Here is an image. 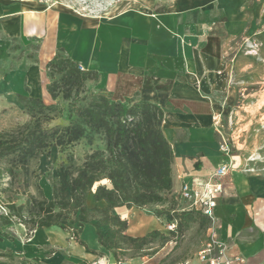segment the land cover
<instances>
[{"label": "crops", "instance_id": "1", "mask_svg": "<svg viewBox=\"0 0 264 264\" xmlns=\"http://www.w3.org/2000/svg\"><path fill=\"white\" fill-rule=\"evenodd\" d=\"M41 6L36 0H0V103H21L20 95L49 98L46 63L60 50L84 69L98 72L85 88L91 86L113 100L134 98L161 107V129L173 150V184L163 202L115 207L127 219L125 232L140 236L157 229L168 234L166 220L155 216L154 208L171 204L182 181L205 177L229 163L214 223L205 227V240L191 264H203L198 252L211 229L225 242L227 253L240 255L243 264H264V177L237 155L223 153L217 136L219 120L235 98L225 45L263 29L264 0H172L162 12L129 9L107 18ZM14 44L36 46V60L28 52L13 51ZM187 204L177 198L174 206L183 210ZM56 237L55 243H61ZM64 241L75 255L67 249L55 251L44 255L47 263L95 260L77 241ZM106 261L110 258L101 264Z\"/></svg>", "mask_w": 264, "mask_h": 264}, {"label": "trees", "instance_id": "2", "mask_svg": "<svg viewBox=\"0 0 264 264\" xmlns=\"http://www.w3.org/2000/svg\"><path fill=\"white\" fill-rule=\"evenodd\" d=\"M80 66L60 50L46 63L47 91L52 99L60 95L63 100L70 101L68 111L74 116L72 121L63 126L43 128L37 120L18 137L0 139V158L16 155V163L21 167L24 184L28 187L30 161L49 146L62 148L81 138L87 137L90 141L92 134H98L104 148L85 154L74 171H67V194H62L56 186H53L49 199L25 193L23 203L5 204L7 212H0V223L10 224L16 218L26 226L27 235L37 227L55 225L70 231L71 237L91 253L95 251L79 238L85 223L94 226L97 241L104 247L109 248V242L104 241L105 227L112 235V248L120 247L119 242H133L140 246L147 237H155L161 232L152 229L140 236L128 235L125 232L127 219L114 208L121 205L146 207L166 199L173 184V150L161 129L163 110L147 101L134 98L113 100L103 93H94L85 103L76 104L80 96L82 99L85 96L81 94L87 91L86 81L96 80L99 76L97 71ZM19 99L29 110L42 113L54 109V105L46 104L38 97L20 95ZM8 171L14 175L12 167ZM89 193L92 206L87 203ZM177 198L170 199L168 206L154 208L155 216L163 217L166 222L175 220L176 231L196 220L202 226L208 225L209 219L201 211L177 210L174 206ZM101 202L103 204H99ZM86 262L81 260L71 264Z\"/></svg>", "mask_w": 264, "mask_h": 264}, {"label": "rangeland", "instance_id": "3", "mask_svg": "<svg viewBox=\"0 0 264 264\" xmlns=\"http://www.w3.org/2000/svg\"><path fill=\"white\" fill-rule=\"evenodd\" d=\"M10 1V0H9ZM19 1V0H16ZM42 3L41 9L56 8L81 17H111L115 13L139 9L150 12H162L172 0H36ZM13 47V48H12ZM13 51L28 52L31 59L36 60L37 47L30 45L12 46ZM227 58L232 64L231 78L235 87V98L229 109L220 118L217 136L219 142L226 143L230 154H235L251 169L253 173L264 177V27L260 32L243 33L234 37L225 45ZM16 56L13 55L12 58ZM83 68V65H81ZM95 88H86L82 99L76 104H83ZM43 99V98H42ZM47 104L54 109L42 113L29 110L22 103H12L11 100L0 103V139L18 137L28 126L39 120L43 128L63 126L74 118L68 111V100L46 98ZM103 149L104 142L98 134H92L91 140L81 138L79 141L60 148L49 146L42 154L29 163L28 181L21 167L16 163V155L9 154L0 158V212H7L5 204L13 202L20 204L25 201L26 194L32 193L39 198L49 199L53 186L59 188L62 194L69 192L67 171H74L83 161L85 154L94 149ZM12 167L14 175L8 168ZM89 196V195H88ZM87 203L92 206L91 196ZM149 206V205H148ZM91 223H85L79 235L88 247L95 251L91 257L95 260L110 258L120 261V264H191L196 252L205 240V227L196 220L187 223L182 230L168 234L159 233L155 237H147L144 244L138 246L133 242H119L120 247L112 248V235L105 229L104 241L109 242V248L104 247L91 237ZM55 231H58L57 233ZM63 230L55 225L37 227L27 235L26 226L16 218L10 224L0 223V264H49L44 255L53 252H64L75 255L65 248ZM39 233H44L43 236ZM38 236V237H36ZM59 237L61 243H54ZM110 236V238H108ZM40 239L31 247L34 238ZM71 237V236H70ZM40 242V243H39ZM63 242V243H62ZM35 247V248H34ZM47 257V256H46ZM73 262H66L71 264ZM91 264V262H86Z\"/></svg>", "mask_w": 264, "mask_h": 264}, {"label": "built area", "instance_id": "4", "mask_svg": "<svg viewBox=\"0 0 264 264\" xmlns=\"http://www.w3.org/2000/svg\"><path fill=\"white\" fill-rule=\"evenodd\" d=\"M219 146L223 153L230 154V148L226 143L221 142ZM230 168L229 163H224L205 177L195 178L191 182L182 181L178 192L179 199L186 200L188 203L186 209L183 210L201 211L209 221L214 223L216 198L223 190L222 177L228 173ZM176 224L175 220L166 222V228L169 231H175ZM198 258L203 264H243L240 255L227 253L225 242L219 239L212 229L202 249L198 252ZM103 260L107 259H97L91 264H101ZM105 264H120V261L114 259L106 261Z\"/></svg>", "mask_w": 264, "mask_h": 264}, {"label": "bare ground", "instance_id": "5", "mask_svg": "<svg viewBox=\"0 0 264 264\" xmlns=\"http://www.w3.org/2000/svg\"><path fill=\"white\" fill-rule=\"evenodd\" d=\"M55 239V238H54ZM40 239H37L36 237L32 240V245H31V247H33L34 245L33 244H35V242H38ZM56 240V239H55ZM59 241V240H58ZM55 242H57V241H55ZM54 242V243H55ZM63 243V242H62ZM58 244V243H57ZM35 248V247H34Z\"/></svg>", "mask_w": 264, "mask_h": 264}]
</instances>
